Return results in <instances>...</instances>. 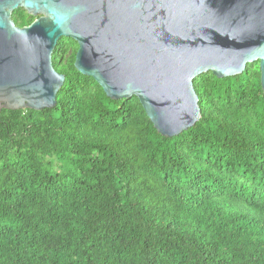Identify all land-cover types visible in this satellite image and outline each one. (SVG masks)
<instances>
[{
	"label": "trees",
	"instance_id": "trees-1",
	"mask_svg": "<svg viewBox=\"0 0 264 264\" xmlns=\"http://www.w3.org/2000/svg\"><path fill=\"white\" fill-rule=\"evenodd\" d=\"M23 26L37 15L23 7ZM53 53L57 104L0 111V264H264L259 60L194 78L202 116L168 137Z\"/></svg>",
	"mask_w": 264,
	"mask_h": 264
},
{
	"label": "water",
	"instance_id": "water-1",
	"mask_svg": "<svg viewBox=\"0 0 264 264\" xmlns=\"http://www.w3.org/2000/svg\"><path fill=\"white\" fill-rule=\"evenodd\" d=\"M18 7L37 17L17 25ZM63 36L78 43L79 71L111 98L136 95L168 137L201 118L203 72L241 74L259 60L264 92V0H0V111L57 104Z\"/></svg>",
	"mask_w": 264,
	"mask_h": 264
},
{
	"label": "flooded vegetation",
	"instance_id": "flooded-vegetation-1",
	"mask_svg": "<svg viewBox=\"0 0 264 264\" xmlns=\"http://www.w3.org/2000/svg\"><path fill=\"white\" fill-rule=\"evenodd\" d=\"M29 24V23H28ZM26 25V24H25Z\"/></svg>",
	"mask_w": 264,
	"mask_h": 264
}]
</instances>
